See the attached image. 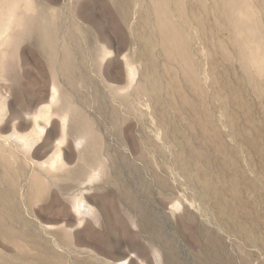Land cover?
Segmentation results:
<instances>
[{
  "label": "rangeland",
  "instance_id": "rangeland-1",
  "mask_svg": "<svg viewBox=\"0 0 264 264\" xmlns=\"http://www.w3.org/2000/svg\"><path fill=\"white\" fill-rule=\"evenodd\" d=\"M226 2L0 0V264H264V0Z\"/></svg>",
  "mask_w": 264,
  "mask_h": 264
},
{
  "label": "bare ground",
  "instance_id": "bare-ground-1",
  "mask_svg": "<svg viewBox=\"0 0 264 264\" xmlns=\"http://www.w3.org/2000/svg\"><path fill=\"white\" fill-rule=\"evenodd\" d=\"M157 8L161 11H163L166 8V0H154ZM228 4V7L226 9V12L229 14V16L232 19V22L235 24L236 27L240 26V17L238 15V8L241 7L240 4L238 3V0H227L226 2ZM221 3L215 4L216 6V11H220L221 9ZM243 12V11H242ZM15 19V18H14ZM32 19L29 20V18H24V17H18L17 20L15 19V24L17 26L23 27L24 30H30L31 27H34L32 24ZM258 24V23H257ZM158 25L160 28V32H161V36H162V40H163V44L165 46V49L167 50V52H169L171 55L173 56H179L182 57L184 60L188 58V54L183 50V48L186 49V42H185V36L184 33L178 29L176 27V24L174 23V21L166 14V13H161V15L158 17ZM44 27V25H43ZM43 33H45L44 30H42ZM48 32L46 31V34ZM244 47V46H243ZM242 47V48H243ZM263 48V47H262ZM258 51H250L248 49V47H244L242 50V55L244 60L251 64V63H256L257 65H259V67L261 69L264 68V54L262 52H260V48H257ZM190 61V60H189ZM263 64V65H261ZM55 97V95H54ZM66 123V121L64 122V124ZM39 133L43 134L45 132L44 128H40L38 127ZM67 128L66 125L64 126V132H63V138L61 139V141H57V144L61 145L62 143H64V141L66 140L67 137ZM92 136L89 132H87L86 134H84L81 137V140H89V142H92ZM25 141V145L27 144V139H24ZM19 142V141H18ZM58 159H61V156H58ZM57 162L53 161L51 162V167L52 168H56ZM69 176L71 177V179H75L78 176V172L75 169H71L69 170ZM33 185L35 187H44V182L43 180L37 176V177H33ZM8 180V179H7ZM6 181V180H5ZM2 182H4V178H0V183L2 184ZM9 182V180H8ZM13 182V181H12ZM67 186L63 187V190H66ZM1 200H5V198H1ZM79 210L78 213L81 214L82 210L81 207L78 205ZM1 218V217H0ZM3 218H1L2 220Z\"/></svg>",
  "mask_w": 264,
  "mask_h": 264
}]
</instances>
